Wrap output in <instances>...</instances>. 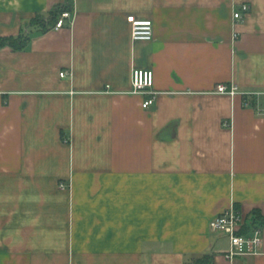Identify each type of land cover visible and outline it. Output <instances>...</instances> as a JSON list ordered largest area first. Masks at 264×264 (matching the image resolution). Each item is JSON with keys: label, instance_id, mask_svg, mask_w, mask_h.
Wrapping results in <instances>:
<instances>
[{"label": "crops", "instance_id": "0c3cea01", "mask_svg": "<svg viewBox=\"0 0 264 264\" xmlns=\"http://www.w3.org/2000/svg\"><path fill=\"white\" fill-rule=\"evenodd\" d=\"M68 3L63 27L0 47V264H264V225L233 259L210 226L264 215V95L215 92L264 91V0H0V35Z\"/></svg>", "mask_w": 264, "mask_h": 264}, {"label": "built area", "instance_id": "2783aa9c", "mask_svg": "<svg viewBox=\"0 0 264 264\" xmlns=\"http://www.w3.org/2000/svg\"><path fill=\"white\" fill-rule=\"evenodd\" d=\"M250 8L248 3H243L234 12V17L239 19L242 17V11H247ZM66 20H73V12L71 9H64L58 17L53 28L63 27ZM128 21L131 23L132 38L134 40L149 41L154 37L153 20L149 18H138L135 15H129ZM238 33H235L237 36ZM67 71H61L60 75H67ZM133 93L144 95L143 107L147 108L152 105L159 94V91L154 88V71L152 69L135 68L133 70ZM215 92L228 94L230 96L242 95L245 99V104L249 105V97H259L264 95L262 90L244 91L235 82L219 83L216 86ZM210 226L213 230L223 232L229 239V249L226 256L230 259L238 255L255 253L257 248L262 243L260 226H251L247 222L244 215L234 206L224 210L214 216L210 221ZM248 230H243L244 228Z\"/></svg>", "mask_w": 264, "mask_h": 264}, {"label": "trees", "instance_id": "16d2710c", "mask_svg": "<svg viewBox=\"0 0 264 264\" xmlns=\"http://www.w3.org/2000/svg\"><path fill=\"white\" fill-rule=\"evenodd\" d=\"M71 4L59 5L58 7L50 10L47 15L37 14L30 20L26 21L20 32L17 35H0V47L9 45L13 49L22 50L30 41V31L32 27H38L40 31L45 32L52 28L58 20L59 15L64 9H70ZM251 226L264 225V215L259 210H254L252 213ZM248 230V228L243 229ZM185 264H213V254L205 253L196 257L192 261Z\"/></svg>", "mask_w": 264, "mask_h": 264}]
</instances>
